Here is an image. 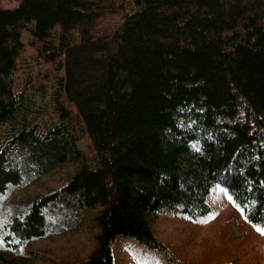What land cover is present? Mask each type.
<instances>
[{"label": "trees", "instance_id": "obj_1", "mask_svg": "<svg viewBox=\"0 0 264 264\" xmlns=\"http://www.w3.org/2000/svg\"><path fill=\"white\" fill-rule=\"evenodd\" d=\"M216 187L264 229V0L0 5V264L86 210L96 246L70 264H194L152 226L208 221Z\"/></svg>", "mask_w": 264, "mask_h": 264}, {"label": "rangeland", "instance_id": "obj_2", "mask_svg": "<svg viewBox=\"0 0 264 264\" xmlns=\"http://www.w3.org/2000/svg\"><path fill=\"white\" fill-rule=\"evenodd\" d=\"M17 3L18 0H1L0 5L13 7ZM31 53L28 49L25 57ZM71 169V166L53 168L40 182L21 190L19 199L27 201L55 190L65 182ZM208 202L212 212L205 222L192 223L185 219L160 216L152 226L157 240L187 263L264 264V235L239 216L227 193L216 187ZM10 204L13 205L10 201L4 203L8 209H12ZM92 214L87 210L82 211L79 214L80 223L74 230L32 241L22 254L26 257L24 264H70L88 255L96 246L98 233ZM127 255L120 252L117 264H132Z\"/></svg>", "mask_w": 264, "mask_h": 264}, {"label": "snow or ice", "instance_id": "obj_3", "mask_svg": "<svg viewBox=\"0 0 264 264\" xmlns=\"http://www.w3.org/2000/svg\"><path fill=\"white\" fill-rule=\"evenodd\" d=\"M256 230H257L258 232H260L261 235H264V229H262V228H257Z\"/></svg>", "mask_w": 264, "mask_h": 264}]
</instances>
